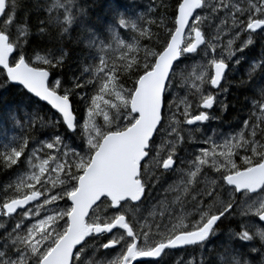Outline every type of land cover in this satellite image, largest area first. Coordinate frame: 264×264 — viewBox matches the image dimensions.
Instances as JSON below:
<instances>
[{
  "label": "snow or ice",
  "instance_id": "6c2138e0",
  "mask_svg": "<svg viewBox=\"0 0 264 264\" xmlns=\"http://www.w3.org/2000/svg\"><path fill=\"white\" fill-rule=\"evenodd\" d=\"M0 3V106L25 132L0 144V162L30 169L0 196V217L12 221L0 223V264H166L173 250H203L214 240V258L190 264H264V118L242 117L238 139L193 135L219 119L217 108L227 109L222 81L237 53L264 38V0H175L171 20L148 19V28L143 15L119 11L111 24H97L82 0ZM206 27L214 28L211 39ZM125 30L136 44L121 38ZM53 31L47 55L28 54L32 35ZM73 31L84 59L78 74L65 76L71 49L64 38ZM153 36L156 45L141 56L139 41ZM113 43L118 56L110 55ZM261 49L259 63L249 66L254 91L245 99L264 115ZM188 61L196 70L181 100L173 92ZM13 89L35 103H11ZM185 143L194 149L186 156ZM174 176L164 198L154 197ZM153 199L157 219L141 223Z\"/></svg>",
  "mask_w": 264,
  "mask_h": 264
},
{
  "label": "trees",
  "instance_id": "16d2710c",
  "mask_svg": "<svg viewBox=\"0 0 264 264\" xmlns=\"http://www.w3.org/2000/svg\"><path fill=\"white\" fill-rule=\"evenodd\" d=\"M41 2H44V0H41ZM82 2L89 6L91 19L97 24H111L113 22V16L115 12L119 11L125 13L132 19H136L137 17L143 15L145 17V22H142V26L148 28L149 25L146 23V20L148 19H155L157 22H159L160 18L164 17L166 21L171 20L175 0H82ZM35 15L36 14L34 13V20ZM39 15L43 17L44 14L41 12L39 13ZM34 31L35 29H33V32ZM151 31L153 33H161V35L163 34V30L158 28L156 25L151 26ZM76 35L77 32L73 31L69 36H65L64 38V46L71 49L68 66L64 69L65 76H67L68 74H78L79 69L77 65L81 62V60L84 59V50L77 49L72 45V39ZM56 38L57 34L55 31L45 36L32 35L27 49L28 54L33 56V58L35 54H39L41 56L47 55L46 49L51 47L55 43ZM87 38L88 37H84V39ZM121 38L130 44L137 43L136 34L127 30L122 33ZM255 41L256 43L253 46L245 49L242 55L239 53V58L242 60L240 64L235 65L233 73V68L230 64V69L227 73L226 80L223 81L224 86L228 88V92L222 96L223 100L227 104V109L225 111H220V109L215 110V115H217L219 119L213 120L214 125L212 123V125L216 126V128L220 132L227 134L244 132L245 128L242 123V117L244 119H247L251 115V117L255 121L264 118V115L252 108V101H246L245 99L246 97H250L254 91L253 88H249L247 86V73L250 71L249 66L255 63H259L260 53L262 50L261 46L264 45V38L260 36L255 37ZM139 44V54L142 56L144 47H154L156 45V37L153 36L151 40H149L148 38H142L139 41ZM110 55H119V51L116 49L114 43L113 49L110 50ZM89 62L90 60H84L85 65ZM119 76L121 82H123L126 87L131 85L130 80L127 79L126 73L121 72ZM242 81H244L245 83L242 84ZM257 86L259 85L257 84ZM179 89V91L182 92V88L179 87ZM183 92H185L184 88ZM9 99L13 104L18 103L20 105H32L33 103H35L34 98L31 100L26 99L20 96L14 89L12 90L11 97ZM5 111L6 106H0V144L9 141L12 137L18 138L21 135L25 134L24 129L14 126L12 122L6 118V116L2 115ZM248 131L250 133V130ZM33 135L35 136L38 134L34 133ZM67 141L69 144H72L73 142L71 139H68ZM75 143L78 144L79 140H76ZM181 147H185L181 155L186 156L189 152L188 150L190 147L187 145V143H185V145ZM241 153L243 154L242 150ZM35 162L38 163V161ZM237 162L239 163V159L237 160ZM29 171L30 169L28 166L16 167L15 171H13V169H6L3 167L2 162H0V196L3 195V192L8 188V185L15 184L18 179L25 177ZM161 183L164 184L163 187L165 188L166 181L162 180ZM163 187H157L156 190L161 191ZM153 196L155 197V194H153ZM187 207V211L190 212L192 210L191 205L188 204ZM0 223L11 225L12 221L8 220L5 217H0ZM0 231L3 230L0 229ZM215 244L216 241L214 240L213 243L208 244L203 250L192 247L179 252H171L165 259L166 264H190V261H192L193 259L199 261L201 258H203L205 261L211 260L215 255L213 252ZM94 246L95 244H92L90 245V248H94ZM184 253L188 255L182 257ZM170 257L173 259H171ZM99 258L104 259L103 256H100Z\"/></svg>",
  "mask_w": 264,
  "mask_h": 264
},
{
  "label": "rangeland",
  "instance_id": "374dc122",
  "mask_svg": "<svg viewBox=\"0 0 264 264\" xmlns=\"http://www.w3.org/2000/svg\"><path fill=\"white\" fill-rule=\"evenodd\" d=\"M241 2L243 3L244 0H242ZM203 14H204V13H202V15H203ZM213 24H219V20L214 21ZM213 33H214V28H207V27H206V37H207L208 39H211V38H212ZM224 39H225V43H226L228 37H225ZM242 39H246V37H242ZM240 43H241V41L238 40V41L236 42V46H239ZM237 54H238V55H237L236 58H239V53H237ZM236 58H233V60L229 62V64H231V67L233 68V69H232V70H233L232 73L234 72V69H235V65H236V64H235V59H236ZM182 67H185V66L183 65ZM195 70H196V66H195V64H194L192 61H188V62H187V68H186V71H185V73L183 74V76H181L180 74H178V76H177V81H178V83L176 84V87H175L174 92H173V95H174V96H177L179 99L182 100L186 95H189V88H190V85H191V83H192L191 75H192V72L195 71ZM181 86H182V87H181ZM179 87L182 88V92L179 91V90H180ZM183 88L185 89V92H183ZM222 96H223V95H221L220 99L223 100ZM216 110H218V108H217ZM212 123H213V125H214V122H213V121H211V122H209V123L207 124V126L203 129L202 134H201V133H194V134H193V135H194V138H195V139H200V138H201V135H203V136H209V135H213V133H216V138H217L218 140H222V138H223L224 136L231 137V136H233V135H235V136L237 137V139L239 138V134H240V133H235V134L230 133V134H227V133L220 132V131H218V129L216 128V126H213V125H212ZM65 142L68 143L67 140H66ZM187 145L190 147L189 150H188V151H189L188 153H191L192 151H194V149L191 147L190 144L187 143ZM184 148H185V147H183V149H184ZM168 150H169V149L167 148V145H166V144L161 148V152H162V154L166 153ZM241 155H242V153H241ZM186 172H187V166L185 167V173H186ZM174 179H176L175 176L172 177V178H170V179H168V180L166 181L165 188L168 186V184L172 183V181H173ZM193 186H195V185H193ZM163 188H164V187H163ZM163 188H162V191H157L156 189L154 190L155 197L158 196L160 199H163V198H164V191H163ZM168 200H169V201L174 200V195L169 194V196H168ZM155 203H156V200H150V201H148V202L146 203L145 206H143L142 211H141V213H140V216L143 217L141 223H144V224H153L154 220L157 219V217H155V216H153V215L151 214V213L154 211L152 206H153V204H155ZM174 206L176 207V210H177V212L179 213V212H180V207H179V205H174ZM187 206H188V204H185V206H184V212H185V213L188 212V211H187V210H188V209H187V208H188ZM186 207H187V208H186ZM183 256H187V254L184 253V254L182 255V257H183Z\"/></svg>",
  "mask_w": 264,
  "mask_h": 264
},
{
  "label": "water",
  "instance_id": "95a60500",
  "mask_svg": "<svg viewBox=\"0 0 264 264\" xmlns=\"http://www.w3.org/2000/svg\"><path fill=\"white\" fill-rule=\"evenodd\" d=\"M2 6H3L2 3H0V7H2ZM2 54H3V38H0V55H2ZM228 71H227V73H228ZM222 83H223V81H222ZM188 248H190V247H188ZM183 249H186V248H180V249H176L173 251H178V250H183Z\"/></svg>",
  "mask_w": 264,
  "mask_h": 264
},
{
  "label": "bare ground",
  "instance_id": "6f19581e",
  "mask_svg": "<svg viewBox=\"0 0 264 264\" xmlns=\"http://www.w3.org/2000/svg\"><path fill=\"white\" fill-rule=\"evenodd\" d=\"M242 1V0H241ZM247 49V48H246ZM238 55V54H237ZM242 60V59H241ZM221 124V123H220ZM162 185H164V184H162ZM161 191H162V189H161ZM153 194H155V193H153ZM95 247V246H94ZM180 254V253H179ZM188 255V254H187ZM173 257V256H172ZM191 257H193V256H191ZM171 258V257H170ZM178 258V257H177ZM166 259V258H165ZM171 259H173V258H171ZM170 259V260H171ZM180 259V258H179ZM187 259V258H186ZM191 259V258H190ZM168 260V259H167ZM172 261V260H171ZM176 261V260H175ZM178 264V263H177ZM182 264V263H181Z\"/></svg>",
  "mask_w": 264,
  "mask_h": 264
},
{
  "label": "flooded vegetation",
  "instance_id": "af4514ba",
  "mask_svg": "<svg viewBox=\"0 0 264 264\" xmlns=\"http://www.w3.org/2000/svg\"><path fill=\"white\" fill-rule=\"evenodd\" d=\"M182 251V250H181ZM172 252H179V251H172Z\"/></svg>",
  "mask_w": 264,
  "mask_h": 264
}]
</instances>
